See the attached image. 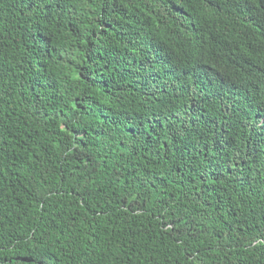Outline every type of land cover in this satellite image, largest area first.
I'll return each mask as SVG.
<instances>
[{
	"label": "trees",
	"instance_id": "obj_1",
	"mask_svg": "<svg viewBox=\"0 0 264 264\" xmlns=\"http://www.w3.org/2000/svg\"><path fill=\"white\" fill-rule=\"evenodd\" d=\"M0 264H264V0H0Z\"/></svg>",
	"mask_w": 264,
	"mask_h": 264
}]
</instances>
